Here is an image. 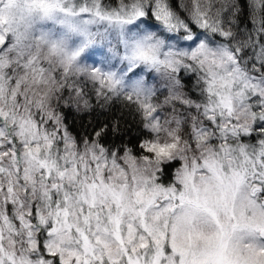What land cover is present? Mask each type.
<instances>
[{"label": "snow or ice", "instance_id": "6c2138e0", "mask_svg": "<svg viewBox=\"0 0 264 264\" xmlns=\"http://www.w3.org/2000/svg\"><path fill=\"white\" fill-rule=\"evenodd\" d=\"M0 264H264V0H0Z\"/></svg>", "mask_w": 264, "mask_h": 264}, {"label": "trees", "instance_id": "16d2710c", "mask_svg": "<svg viewBox=\"0 0 264 264\" xmlns=\"http://www.w3.org/2000/svg\"><path fill=\"white\" fill-rule=\"evenodd\" d=\"M180 0H176L179 3ZM187 2V0H185ZM105 3L116 6L118 0H105ZM246 4L247 0H243ZM242 27H247L249 30L252 29L251 19L247 16L242 17ZM182 83H184V91L189 92L194 97L198 95V92L192 91V86L195 84V76L193 74H181ZM153 80L158 82L160 85L163 83L157 77H153ZM90 87V86H89ZM162 93V94H161ZM167 94L166 89H162L158 93V101L163 102L165 95ZM88 98L93 105L91 111L77 112L75 109H63L65 114V123L68 126L70 132L79 137L91 136L94 130L101 124H110L113 120L120 122L121 132L118 136L108 135L104 138V142L108 145L117 144L121 142L129 144L135 147L138 138L143 135V130L140 127V121L138 115L131 111L128 106L121 102H113L108 107H101L100 103L97 102L94 93L89 92ZM179 104H177L178 107ZM167 108V106L165 107ZM171 108V107H168ZM180 108V107H178ZM165 110H163L164 112ZM165 113H167L165 111ZM175 167H172L169 171V176H173Z\"/></svg>", "mask_w": 264, "mask_h": 264}, {"label": "clouds", "instance_id": "9594fccd", "mask_svg": "<svg viewBox=\"0 0 264 264\" xmlns=\"http://www.w3.org/2000/svg\"><path fill=\"white\" fill-rule=\"evenodd\" d=\"M162 89H165V86L163 85V83L160 85L158 91H161ZM166 107V106H165ZM167 107H171V105H167ZM176 113L180 116H182L185 120L190 121L191 118L195 115V113L191 112L186 106H184L183 108H176ZM166 115H170V113L166 114Z\"/></svg>", "mask_w": 264, "mask_h": 264}, {"label": "rangeland", "instance_id": "374dc122", "mask_svg": "<svg viewBox=\"0 0 264 264\" xmlns=\"http://www.w3.org/2000/svg\"><path fill=\"white\" fill-rule=\"evenodd\" d=\"M93 59L94 60H101V59H103V57L101 56V54L99 52H95V53H93ZM178 107L183 108V106H181V105H178ZM163 110H165L167 112V113H165V111H164L163 112L164 114H168V113L171 112V108H168V107L167 108H164ZM246 139H248V138H246ZM250 139H251V142H253V143L256 142L255 141V135L252 138H250Z\"/></svg>", "mask_w": 264, "mask_h": 264}]
</instances>
